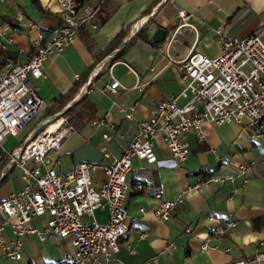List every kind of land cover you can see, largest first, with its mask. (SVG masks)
<instances>
[{"label": "crops", "instance_id": "1", "mask_svg": "<svg viewBox=\"0 0 264 264\" xmlns=\"http://www.w3.org/2000/svg\"><path fill=\"white\" fill-rule=\"evenodd\" d=\"M87 1L93 4L102 2L98 27L83 25L74 43L47 59L44 76L35 81L44 100L56 103L55 99L68 92L81 75V84L73 99L82 95L85 88L89 98L95 102L96 109L91 118L78 126L58 150L63 170L73 169L80 161L105 162L101 150L104 145L113 154H121L133 139L138 122L149 118L160 101L172 98L180 90L182 59L192 50L209 54L213 46L217 49L215 54H218V30L228 36L243 37L260 28L264 19V0ZM39 2L42 9L32 0H0V26H6L8 22L18 24V30L8 31V34L14 39L11 50L23 49L18 53L21 61L35 51L33 41L39 32L58 23L57 0ZM179 8L186 9L189 24L179 28L169 46L168 39L174 35L178 23L183 22L178 15ZM152 15L148 25L156 23L170 28L169 38L157 45L138 38L121 59L110 62L111 57L125 45L126 37L142 27L146 16ZM23 20H32L36 26L29 27ZM148 25L145 26L147 30ZM121 31L126 32V36L120 45L111 52L106 50ZM110 75L126 86L116 100L124 105L135 104L133 118L119 112L113 106V98L102 91ZM106 114L118 122V129L109 141L103 139L101 129L91 124L93 118ZM31 128L27 126L16 136H8L11 140L5 142V146L10 150L16 148L17 145L13 144L25 139ZM262 130L237 122H205L203 140H198L193 131L183 134L192 152L179 165L171 160L168 147L161 135H157L154 142L160 162L149 164L145 160H135L129 175L133 185L139 181L145 188L130 190L127 208L130 216L137 217V220L130 219V233L122 241L136 243L138 228L148 230L149 236L138 242L134 254L125 247L121 248L118 256L124 264H228L264 250ZM233 159L252 162L244 185L243 176H238L234 183L228 180L225 184H202L185 194L184 201L174 210L170 220L161 221L154 217L157 192L168 198L176 197L210 174L228 172V164ZM7 170L5 163L1 162L0 200L22 186L18 167L14 165ZM95 178H104L101 168L95 173ZM141 208H145V212ZM105 216L106 213L100 210L96 217L104 219ZM257 217L259 220L254 226V218ZM229 219H234L236 225L226 234L211 233L216 225H224ZM43 221L44 218L38 217L32 224L41 229ZM187 228L191 230L186 232ZM6 231L12 235L9 227ZM23 241V257L18 261L12 260L0 249V264H51L73 250L71 237L48 236L41 239L37 233H28ZM171 243L175 244L174 248L169 247Z\"/></svg>", "mask_w": 264, "mask_h": 264}, {"label": "built area", "instance_id": "2", "mask_svg": "<svg viewBox=\"0 0 264 264\" xmlns=\"http://www.w3.org/2000/svg\"><path fill=\"white\" fill-rule=\"evenodd\" d=\"M57 2L58 23L39 32L33 41L35 51L24 61L18 56L22 48H17L16 52L11 50L14 39L8 34V31L18 30V24L8 22L0 26V163L4 162L8 170L16 165L22 181L20 189L0 200V249L8 258L18 261L23 257V237L28 233H37L41 239L71 237L73 250L51 264H124L118 256L121 248L134 254L138 242L149 236L148 230L138 228L136 243L122 241L130 233V221L137 220L130 216L127 208L130 190L145 188L139 181L133 185L129 175L135 160L149 164L160 162L154 142L157 135H161L168 147L171 160L179 165L192 152L183 134L193 131L198 140H203L205 122H237L263 129L261 134L264 133V19L260 28L243 37L228 36L218 30V54L192 50L182 59L180 90L172 98L160 101L149 118L138 122L133 139L121 154H113L104 145L101 150L105 162L80 161L73 169L63 170L58 150L77 130L67 115L41 118L36 135L32 137L34 132L31 133L29 141L12 150L5 146L7 137L24 130L44 106L35 81L44 76L47 59L74 43L83 25L98 27L102 2ZM178 15L183 22L178 23L172 37L166 38L169 46L179 28L189 24L185 8H179ZM152 19L153 15L146 16L145 22ZM25 23L29 27L36 26L32 20ZM125 88L119 79L110 75L102 91L113 98V106L119 112L133 118L135 104L124 105L116 100ZM91 124L103 131L106 141L111 140L118 129V122L107 114L93 118ZM230 164L228 172L210 174L176 197L168 198L157 192L154 217L170 220L185 194L202 184H225L228 180L234 183L238 176H243L244 185L252 162L233 159ZM100 168L104 178L97 180L95 173ZM100 210L106 213L104 219L96 217ZM141 210L145 212V208ZM38 217L44 218L41 229L32 224ZM235 225L236 221L229 219L224 225H216L211 233L224 235ZM7 227L12 235L7 234ZM190 230L187 228L186 232ZM174 246V243L169 245ZM228 264H264V250Z\"/></svg>", "mask_w": 264, "mask_h": 264}, {"label": "trees", "instance_id": "3", "mask_svg": "<svg viewBox=\"0 0 264 264\" xmlns=\"http://www.w3.org/2000/svg\"><path fill=\"white\" fill-rule=\"evenodd\" d=\"M32 2L34 4H36V6H38L40 9H42V6H41L39 0H32ZM125 36H126V32L121 31L114 38V40L111 42V44L109 45V47L106 50H109V52H111L114 49H116L120 45V43L122 42V40L124 39ZM138 38H142L146 41H149L150 34H149L148 30L146 28H143L139 32H137L134 36L127 39V41L125 42V45L111 57L110 62L113 63V62L121 59L124 56L125 52L128 50V48L132 45V43ZM157 44H159V43H157ZM157 44H154V45H157ZM80 77H81V75L78 77V79L75 81L74 85L72 86V88L68 92L60 94L59 97L55 99L56 103H57V110L52 111L49 115H53L54 113L58 112L69 101H71L73 99V97H74L73 94L79 89V86L81 84ZM89 97H90L89 94L86 93V95L82 99L77 101L75 104L71 105L62 114V115H67L69 118V121L72 124H74L76 126V128L78 126L84 124L87 120H89L91 118V115L93 114V111H95V109H96L95 102L92 101ZM202 171H203V169L198 171V172H202ZM258 218L259 217L254 218V226L258 222V220H259Z\"/></svg>", "mask_w": 264, "mask_h": 264}, {"label": "water", "instance_id": "4", "mask_svg": "<svg viewBox=\"0 0 264 264\" xmlns=\"http://www.w3.org/2000/svg\"><path fill=\"white\" fill-rule=\"evenodd\" d=\"M148 24H149V22H145L141 28L135 29L132 32V34H130V35H128L126 37L125 41H127V39H129L131 36L135 35L141 29L145 28V26H147ZM148 32L150 34L149 42L151 44H157V43H162V42H164L166 40L167 35L169 33V29L167 27L162 26V25H156L155 23H151L150 25H148ZM85 95L86 94L83 93L79 97L74 98L64 108H62L61 110H59L58 112H56L54 115L57 116V117L60 116V115H62L67 110V108H69L71 105L75 104L77 101H79L80 99H82ZM39 127L40 126H38V128L34 131L32 137L36 135ZM27 141H29V140L27 139Z\"/></svg>", "mask_w": 264, "mask_h": 264}, {"label": "rangeland", "instance_id": "5", "mask_svg": "<svg viewBox=\"0 0 264 264\" xmlns=\"http://www.w3.org/2000/svg\"><path fill=\"white\" fill-rule=\"evenodd\" d=\"M209 54H215V53H217V49L215 48V46H213V50H211V51H209L208 52ZM85 92H86V90H85ZM84 92V93H85ZM70 102V101H69ZM68 102V103H69ZM67 103V104H68ZM66 104V105H67ZM65 105V106H66ZM49 106V107H48ZM64 106V107H65ZM48 107V108H47ZM63 107V108H64ZM47 108V109H46ZM57 110V103H55L54 101H52V102H49V101H47V100H44V106H43V108L40 110V112H39V114H38V116L36 117V119L35 120H33V122L31 123V124H29L28 125V127L29 128H31L32 126H34V127H32L31 128V130L30 131H28L29 132V134H28V136L25 138V139H23L22 141H16L14 144H13V146H15V145H17V146H19V145H21V144H24L25 143V141L27 140V138L29 137V135H31V133H33L37 128H38V124H39V120L41 119V118H45V117H47L52 111H56ZM55 114V113H54ZM53 114V115H54ZM38 122V123H37ZM18 138V137H17ZM11 139H9V137H7V139L5 140V142H7V143H9V141H10ZM13 140V139H12Z\"/></svg>", "mask_w": 264, "mask_h": 264}, {"label": "bare ground", "instance_id": "6", "mask_svg": "<svg viewBox=\"0 0 264 264\" xmlns=\"http://www.w3.org/2000/svg\"><path fill=\"white\" fill-rule=\"evenodd\" d=\"M143 22L145 23V20H144ZM142 26H143V25H142ZM87 89H88V87H87ZM84 92H85V88L83 89V93H84ZM86 92H87V91H86ZM86 92H85V93H86Z\"/></svg>", "mask_w": 264, "mask_h": 264}]
</instances>
